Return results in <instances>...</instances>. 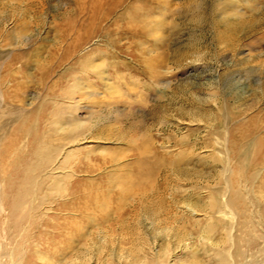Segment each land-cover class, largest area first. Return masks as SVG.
<instances>
[{
    "label": "rangeland",
    "instance_id": "1",
    "mask_svg": "<svg viewBox=\"0 0 264 264\" xmlns=\"http://www.w3.org/2000/svg\"><path fill=\"white\" fill-rule=\"evenodd\" d=\"M87 62L106 84L80 74ZM72 76L85 82L69 90L85 124L74 200L88 207L76 221L87 251L73 258L134 263L160 246L170 263L195 264L204 245L183 249L193 228L176 220L179 188L221 185L227 166L232 180L264 176V0H0V110L28 116L0 121L12 139L7 176L32 142L19 129L40 119L38 134L47 130L42 101Z\"/></svg>",
    "mask_w": 264,
    "mask_h": 264
},
{
    "label": "bare ground",
    "instance_id": "2",
    "mask_svg": "<svg viewBox=\"0 0 264 264\" xmlns=\"http://www.w3.org/2000/svg\"><path fill=\"white\" fill-rule=\"evenodd\" d=\"M82 66L80 74L83 77L88 79L91 74L99 83H107L106 71L89 62ZM83 80L72 76L67 90L61 89L62 94L43 99L42 107L52 106L42 119L44 122L52 118V121L43 123H50L47 130L43 127L42 133L38 134L40 119H36L28 131L19 129L24 139L29 137L32 142L23 139L21 154L24 156L22 162L19 160L20 163L13 167L15 178L6 175L7 160L4 161L12 145L6 128L8 124L0 127V264L94 263H90L89 258L78 261L73 258L78 250H86L87 235L81 233L77 220L87 217L88 207L84 211L86 207H79L74 200L77 195L73 179L81 165L80 155L84 149H79L77 143L84 134L85 124L74 118L77 106L71 101L69 90H80L85 84ZM6 99L2 97L0 108ZM16 101L22 103L21 99ZM12 106L8 107L12 108L10 113L0 110V121L6 120L11 126L14 123L23 125L27 122V113ZM225 151L229 156L228 150ZM71 157L74 158L72 162L69 161ZM229 169L227 166L220 170L221 185L216 182L214 186H205L198 195L179 188L180 198L173 202L178 210L176 220L193 228L184 232L183 249L189 250L195 244L203 243L204 247L199 250L202 259L196 255L198 250L192 252L196 256L195 264H204L203 259L207 264H255L254 259L260 255L263 260L260 264H264V245L260 243L264 244V176L262 181L253 183L243 182L241 178L232 180L234 173ZM122 217L117 216L118 220ZM170 251L159 246L149 249L148 253L141 251L137 262L125 260V263L119 261L117 264H173L169 260L177 257L172 252L170 255Z\"/></svg>",
    "mask_w": 264,
    "mask_h": 264
}]
</instances>
